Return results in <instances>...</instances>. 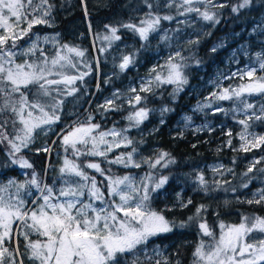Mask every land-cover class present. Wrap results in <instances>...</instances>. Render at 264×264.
Wrapping results in <instances>:
<instances>
[{"label": "snow or ice", "instance_id": "6c2138e0", "mask_svg": "<svg viewBox=\"0 0 264 264\" xmlns=\"http://www.w3.org/2000/svg\"><path fill=\"white\" fill-rule=\"evenodd\" d=\"M143 2L148 9H153L154 5L149 0ZM81 3L87 17L86 0H81ZM198 3L216 7L213 0H168L163 6L175 7L177 15L195 12L206 21H216L215 13L193 6ZM253 5L254 0H241L232 7V11L239 12ZM155 6L160 7L159 4ZM261 6L264 7V4ZM54 7L50 0H0V144L10 145L9 156H15L24 149L30 150L37 130L45 134L54 130L53 126L61 120L64 97L76 94L79 91L77 81L82 82L91 72V65L82 59L86 50L61 44L59 34L41 37L32 32L34 25H52ZM173 18L149 11L138 24L105 25L110 35H105L103 39L109 42L119 40V29L126 28L146 41L151 32L157 31L162 20ZM88 27L91 31L90 21ZM30 33L28 46L21 48L18 42ZM41 41L52 44L55 50L51 55L40 46ZM177 57L181 61L185 59L180 52L169 57L166 65L161 66L167 69L166 73H156L153 69L156 74L146 81L148 86H142L140 91H152L153 80L156 86L174 84L177 89L187 83L183 72L186 65L175 62ZM257 57L259 69L264 72V54L258 53ZM132 62L131 56H124L119 67L125 69ZM81 63L85 71L80 70ZM256 73L257 68L247 67L240 73L241 80L246 79V83H240L235 88H223L218 95L212 94L216 101H239L242 112L253 110L247 120L239 121L245 129L248 121L264 120V103L259 105L260 114L257 115V105L246 100V96L264 97V75L257 76ZM131 91L136 92V89ZM119 95V91L115 92L111 99H106L105 104L98 107L119 110L121 105L113 103ZM143 99L146 98L137 93L134 98H129L128 103L134 101L140 104ZM149 111L142 107L126 119L133 122L130 126L138 127L148 117ZM214 111L224 109L217 107ZM92 119L89 115L86 123L77 120L56 133L65 155L52 184L39 178L33 164L23 156L12 160L22 168L32 169V173L24 181L11 178L0 182V264H24L25 256L30 264H121L125 254L134 253L146 245L149 238L172 232L177 227H186V222L170 221L151 206V193L167 183L168 177L153 176L151 172L140 178L131 173L121 176L111 168L113 165L140 168L142 163L152 169L157 165L167 167L175 162L169 159L161 164L169 154L161 152L155 159L142 158L137 162L134 158L137 154L136 142L124 134L127 129L113 127L101 130L100 124L91 123ZM249 135H252V140L248 139ZM240 139L245 141L242 146L245 152L264 144V136L246 132L240 134ZM129 146H132L131 151L121 152L109 159V153L115 149ZM36 151L50 153L51 148L45 144ZM88 158H101V162L109 167L102 168L101 162H88ZM256 163L259 161H255L248 172L253 171ZM87 169L94 170L102 179L98 181ZM199 181L207 192L209 186L203 176L199 177ZM242 186L246 188L248 183ZM253 197L246 202L264 203V189H258ZM191 203V200L187 202ZM187 204L182 206L187 207ZM202 210H205L204 205L197 209V215ZM193 218L188 219L191 221ZM198 227L202 235L210 239L198 242L193 252V264H264V217L242 216L238 224L220 222L218 235L206 221L199 222ZM253 233L261 234L262 238L255 240ZM21 239L24 241L23 252ZM9 243L14 245L11 249ZM133 264L138 262L133 261ZM155 264H161V261L156 260Z\"/></svg>", "mask_w": 264, "mask_h": 264}, {"label": "trees", "instance_id": "16d2710c", "mask_svg": "<svg viewBox=\"0 0 264 264\" xmlns=\"http://www.w3.org/2000/svg\"><path fill=\"white\" fill-rule=\"evenodd\" d=\"M123 1L113 0L109 4L101 5L93 0H86V17L81 0H50L55 5L52 10V25H34L32 32L60 33L61 44L86 50L85 57L82 59L85 63L91 65V72L84 77L82 82L77 81L79 91L76 94L64 97L61 120L53 126L54 130L46 134L37 130L35 143L30 145V150L24 149L15 156H9L10 145L7 143L0 144V182L7 178H30L32 169H25L18 164L12 163L13 159L23 156L33 164L35 171L39 174V178H43L46 183L52 184L58 175V169L61 167L65 155L62 151L61 140L56 133H59L62 128L66 125H71L74 121L78 120L86 123L89 115H91L93 117L91 123L100 124L101 130H108L113 127L126 129V126L129 125L130 122L126 119L127 109L120 107L119 110H112L98 106L105 104L104 100L112 94L114 89L121 92L128 87V84L133 79H138L142 75L152 73L154 66L157 64V56L152 54L153 48L150 47L147 41L143 40L138 33L130 29L120 28L117 33L121 37L119 40L109 42L103 39L105 35H110L105 25L118 27L121 23L132 22L138 24L139 20L144 17L130 12L129 7ZM162 1L164 0H149V3H153L154 5L151 10L145 6L144 2L143 4L147 12L153 11L160 15V13L165 11L170 15L176 14L174 7L163 10ZM240 2L241 0H222L221 4L211 9V12L216 14V21L218 22L213 21V29L206 38H199L191 45L189 50L191 55L187 59L189 60V66L185 71L189 81L181 91L174 88L173 85L161 84L155 91L139 92V95L146 99L137 104L138 107H167L165 120L158 122V129L155 134L146 137L145 141L148 145L158 146L163 152L169 154V159L175 161L174 163H169L168 167L160 173L162 176L168 177L167 183L164 184L165 194H161L157 198L151 193V206L170 221L186 222V227H177L172 232L149 238L146 245L141 246L134 253L125 254L121 258V262L124 264H133V261H137L138 264H155L156 260H160L161 264H165L166 261L168 264H176L177 261H179V264H193V252L198 242L201 239L205 241L210 239L202 235V231L198 227L199 222L206 221L210 228L218 235V225L220 222L238 221L244 215L264 217V203L249 204L246 202L247 200H251L246 195V191L258 189V185L255 184L253 177L261 178L262 174H259L258 171L264 166V161L256 163L252 172H248V168L251 166V163H254L252 161L253 158L264 155V146L243 152L235 149L237 146L235 143L226 148L224 146V142L227 139L226 136L216 139H213L212 136H216L217 133L199 135L187 133L180 136L179 129L176 127L181 116L195 103V99L190 91V84L195 82L196 74L194 72L196 70H204L205 73H211L216 67L223 66L224 58L229 52L228 48L233 47L237 43L248 41L253 49L264 48V44L255 40L250 33L252 24L264 16V7L261 6L264 4V0H254L252 7L241 9L239 12H233L232 7L237 6ZM156 4H159L160 7H156ZM220 5H223V7H219ZM89 21L91 22V31L88 27ZM163 22L165 23V21ZM30 37L31 33L18 42L19 46H24ZM121 41L128 43L123 57L131 56L133 60L125 69L119 67L123 57L118 61H114L111 58L115 43ZM223 43H226L228 48L223 47ZM43 49L49 55L55 50L53 47ZM163 59H166V56ZM80 70H86L83 63L80 64ZM260 71L259 69L257 70V76L259 74L262 75ZM226 83H229V81ZM262 98L264 100V97ZM252 123V126L250 124V128L264 132V120ZM11 131L12 129L9 128V133ZM53 141H56V143L53 144ZM219 142H223L220 147H218ZM45 144L50 146L51 152L38 153L36 150L42 148ZM128 150H130L129 147L116 149L112 153H109V159ZM181 159L185 160L184 170L193 165L221 160L228 164H233L234 175L230 178H224L223 183L209 185L207 192L203 188H200L192 193V187L189 186L186 193L192 203L187 204V207L176 205L170 208L171 205L177 204L173 201L175 198L173 192H176L181 184L176 181H183L187 186L190 184L179 173V166L177 164H180ZM83 162L82 158L81 163ZM88 162H101V158H88ZM101 167L107 168L109 165L101 162ZM111 168L114 173L121 176L129 172L140 173L144 170L142 167L124 168L119 165H113ZM21 169H25L28 176L22 175L20 173ZM87 171L91 175H95L98 181L102 179L95 171L91 169H87ZM249 180H251L250 183ZM244 183H248V187H243ZM232 189H236L237 194L242 198L231 202L227 206L221 199L229 195ZM207 194L210 195L207 196ZM201 205L205 206V210H202L197 215V209ZM189 217L194 218L189 221ZM23 244L24 241L21 239V252L24 250ZM8 246L11 249L14 245L9 243ZM154 246L166 248L170 259H165L155 254L147 257L142 252L143 248L151 249ZM23 259L24 264H30L26 256Z\"/></svg>", "mask_w": 264, "mask_h": 264}, {"label": "rangeland", "instance_id": "374dc122", "mask_svg": "<svg viewBox=\"0 0 264 264\" xmlns=\"http://www.w3.org/2000/svg\"><path fill=\"white\" fill-rule=\"evenodd\" d=\"M94 2L100 3L101 5H105L106 3L109 4L113 0H93ZM125 5L129 7V11L135 13L138 16H144L147 12L146 7L143 4V0H124ZM168 0L162 1V9L165 10V5ZM222 0H213L214 5L221 4ZM194 7H198L203 11L207 8L210 12L211 9L214 8L211 5L206 4H194ZM175 8V7H174ZM176 9V8H175ZM183 11V9H181ZM161 16L163 15H170L169 13L163 11L160 13ZM174 18L172 20H163L161 21L159 28L155 32H151L149 34V38L147 43L150 47L153 48L152 54L156 55V65L153 69H156V73L164 74L166 73V68H161V66L166 65V62L169 60V57L175 56L177 52H180L181 56L185 59L183 61L180 60L179 57L176 58L175 62H179L185 64L186 67L183 68L184 75L186 76V68L189 66V57L191 53L189 50L191 45L199 38H206L210 31L213 29V21H206L197 13H187L185 15H171ZM25 26V25H22ZM250 33L253 35V38L259 41L261 44H264V16L260 17L252 27L250 28ZM41 37L47 35L49 37H54L56 34H59V42L61 39V34L56 32H46V33H38ZM28 46V42L22 46L21 48H26ZM40 46L42 48L52 47V44H46L41 41ZM128 43L125 41L116 42L114 45V49L112 51L111 58L114 61L120 60L124 53L127 50ZM223 47L228 48L226 43H223ZM229 52L227 53L226 57L224 58V65L221 67H216L214 71L211 73H205L204 70L195 71L196 74L195 82L190 84V91L195 99V103L189 107V109L181 116L177 128L179 129L180 136L184 134L191 133L192 135H199V134H213L217 133L216 136H212L213 139L221 138V136H226V141L224 142V146L226 148L234 145H237L235 149L242 150V146L245 144V141L240 139V134L246 132L247 134H254L255 136H264V132L259 131L258 129L250 128V124L252 122H257L259 120H251L248 121V127L245 129L244 125L239 123L240 120H247V116L251 115L253 110L249 109L244 112L240 111L239 108L241 105L237 100H228V101H216L212 94L216 93L217 95L223 88L231 87L235 88L240 83H246L247 80H241L240 73L242 70L247 67H255L259 68L258 57L257 54L261 53L264 54V48L260 49H253L250 45V42L245 41L242 43L234 44L233 47L228 48ZM166 56V59L162 58ZM258 70V69H257ZM260 70V69H259ZM262 72V71H260ZM156 73H150L147 75H142L138 79H133L128 84V87L119 92V97L113 101L116 105H121V108L127 109L126 117L133 114L135 111L139 110L141 107H138L137 104L133 101V103H128L129 98H134L135 95L140 92L142 86L147 87L146 81L151 80L152 77ZM200 73V74H199ZM233 73H238L236 76H233ZM257 75V73H256ZM260 75V74H259ZM264 75V72H262ZM224 77H229L225 79ZM183 84L179 91L183 89V87L188 84ZM229 81V83H226ZM237 81V82H236ZM234 82V83H233ZM173 85L174 88H177L176 85ZM160 86H156L155 81H152V91L158 89ZM135 88L136 92H132L131 89ZM150 91V92H152ZM117 92L116 89L113 90L112 94L107 96L106 99H111L113 94ZM104 100V103L106 101ZM246 100L249 103H253L257 105L255 109L256 114L259 115V105L264 103V100L260 95H253V96H246ZM210 105V106H209ZM221 107L224 111H214L215 108ZM149 111L148 117L143 120L142 123L139 124L138 127L130 126L133 122H130L129 125L126 126L127 132L124 133L130 139L137 142L135 147L137 148V154L134 158L137 162H140L142 158L148 159L152 158L155 159L161 152H163L158 146L156 145H148L145 141L146 137L155 134L156 130L158 129V122H163L165 120V113L168 110L166 106L162 107H151L145 108ZM165 109H167L165 111ZM191 117L189 120L188 118ZM147 122V123H146ZM253 124V123H252ZM251 124V126H252ZM118 129V128H116ZM231 135H228V133ZM111 139V138H109ZM249 140H252V135L248 136ZM231 141L229 144L228 142ZM223 142L218 143V147L222 146ZM264 146L261 144L259 147L251 148L257 149ZM131 147L129 146L131 151ZM250 147V145H249ZM123 148V147H122ZM116 150V149H115ZM128 151H125L128 152ZM244 152V151H243ZM57 158V155H56ZM264 155L258 158H253L252 161H264ZM169 160V157L166 156L161 164L166 163ZM179 166V173L183 176L184 180L190 183L188 186L184 184L183 181L177 180L176 182L180 183V187L176 192H173L174 198V205H171L170 208L175 207L176 205L182 206L183 204H187L190 197L187 195L189 186L192 187V193L197 191L203 186L200 184L199 177L203 176L204 180L208 183V186L215 183H223L224 178H230L234 175V166L233 164H228L221 160L218 161H209L201 165H193L189 168L184 170L185 160L181 159ZM253 163H251L252 165ZM62 165V164H61ZM169 165V164H168ZM167 165V167H168ZM144 170L143 172H129L135 175L137 178L142 177L145 173L151 172L153 176H162L160 173L167 168L161 167V165H157L154 169L150 168L147 164H143L141 166ZM146 169V170H145ZM229 169L231 171H229ZM264 166L258 171L259 174H262L261 178L253 177V180L256 185H258V189H264ZM94 171V170H93ZM20 173L25 175V169H21ZM127 173V174H129ZM90 174V173H89ZM9 179H5L2 182H7ZM19 181H24L25 179H17ZM245 184V183H244ZM258 189H251L246 191V195L248 198L253 199V193H256ZM160 190V191H159ZM164 185L157 189L155 192H152L155 197H160L159 195L165 194ZM210 194H207L209 196ZM242 198L237 194V191H231L229 195L224 196L221 201L229 206L231 202ZM259 198L258 196L256 197ZM227 202V203H226ZM156 210V209H154ZM157 211V210H156ZM159 212V211H158ZM245 216V215H244ZM242 217V216H241ZM241 217L238 221H228L224 222L225 224H238L241 221ZM179 223V221H176ZM253 237L255 240L261 239V234L253 233ZM198 245V244H197ZM142 252L147 255L155 254L156 256H160L165 259H170L167 253L166 248L162 246H154L150 248H143ZM121 264H124L121 262Z\"/></svg>", "mask_w": 264, "mask_h": 264}]
</instances>
